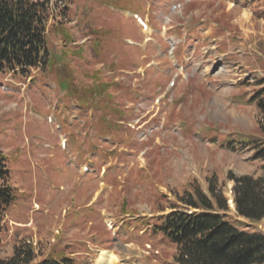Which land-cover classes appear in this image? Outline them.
Masks as SVG:
<instances>
[{"label":"rangeland","instance_id":"obj_1","mask_svg":"<svg viewBox=\"0 0 264 264\" xmlns=\"http://www.w3.org/2000/svg\"><path fill=\"white\" fill-rule=\"evenodd\" d=\"M118 5L112 14L91 0H53L47 34L49 49L68 52L78 81L127 116L118 130H103L102 112L97 130L92 109L78 113L70 129L77 102L41 68L0 74V152L18 194L1 234V259L26 247L33 263L59 255L96 264L94 250L115 249L120 264H174L176 246L153 225L194 188L209 195L211 183L239 230L264 235V219L238 216L233 191L235 177H264V160L255 159L252 144L264 141V112L251 101L264 90V0ZM126 7L130 12L121 11ZM245 11L253 26L242 25ZM59 21L73 43L51 31ZM88 24L105 29L101 52L91 53Z\"/></svg>","mask_w":264,"mask_h":264},{"label":"trees","instance_id":"obj_2","mask_svg":"<svg viewBox=\"0 0 264 264\" xmlns=\"http://www.w3.org/2000/svg\"><path fill=\"white\" fill-rule=\"evenodd\" d=\"M51 1L0 0V74L8 71L24 76L31 70L40 68L44 73L53 74L57 85L78 105L102 112L103 130L109 131L113 123L105 117L121 118L123 113L116 108L110 97L78 81L69 62L68 52H56L48 47V22L54 14ZM91 1L100 4L99 8L102 9V5L107 3L119 6V0ZM65 11L67 7L60 14H65ZM89 11L90 7L83 15V20L89 19ZM262 16L264 19V14ZM88 25L86 36L93 39L91 53H96L97 50L101 52L105 29L96 31L92 24ZM51 31L60 35L66 44L74 42V39H70V32L60 21ZM77 55L83 57L82 52ZM251 101H256L258 108L264 112V90L263 94ZM252 144L256 151L255 159L264 160V141L254 139ZM10 180L11 171L7 159L0 152V245L7 215L18 199ZM233 181L238 216L252 223L262 221L264 177L254 179L242 176L233 178ZM217 191V186L213 183L209 185V195L198 187L194 188L193 192L186 193L178 200L181 206H173L170 214L157 219L158 223L153 226L154 232L161 234L177 248L174 264H264V235L239 230L229 219L227 200ZM58 256L33 263L34 254L26 247H19L10 259L0 258V264H72L71 260L58 259Z\"/></svg>","mask_w":264,"mask_h":264},{"label":"bare ground","instance_id":"obj_3","mask_svg":"<svg viewBox=\"0 0 264 264\" xmlns=\"http://www.w3.org/2000/svg\"><path fill=\"white\" fill-rule=\"evenodd\" d=\"M241 23L243 26L247 27V25L249 26H253V16L251 15L250 12L245 11L243 13V16L241 18ZM233 207V206H232ZM108 225L112 228L113 224L111 222L108 223ZM98 258L96 260V264H120V261L118 259L117 256H115L112 252L110 251H100L98 253Z\"/></svg>","mask_w":264,"mask_h":264}]
</instances>
